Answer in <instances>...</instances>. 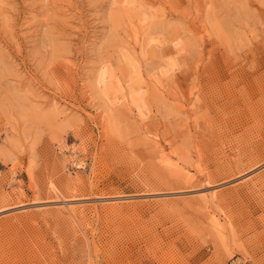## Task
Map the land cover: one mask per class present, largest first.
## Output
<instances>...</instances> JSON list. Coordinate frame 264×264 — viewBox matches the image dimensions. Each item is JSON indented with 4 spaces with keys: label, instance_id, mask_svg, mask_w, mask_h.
Segmentation results:
<instances>
[{
    "label": "rangeland",
    "instance_id": "1",
    "mask_svg": "<svg viewBox=\"0 0 264 264\" xmlns=\"http://www.w3.org/2000/svg\"><path fill=\"white\" fill-rule=\"evenodd\" d=\"M263 184L264 0H0V264H264Z\"/></svg>",
    "mask_w": 264,
    "mask_h": 264
},
{
    "label": "bare ground",
    "instance_id": "2",
    "mask_svg": "<svg viewBox=\"0 0 264 264\" xmlns=\"http://www.w3.org/2000/svg\"><path fill=\"white\" fill-rule=\"evenodd\" d=\"M116 1V0H115ZM168 62H169V64L171 63V60H168ZM112 81V80H111ZM114 84V83H113ZM114 88V87H113ZM106 93V96H107V99H108V101L109 102H111V100H115V90L114 89H110L109 91H107V92H105ZM103 95V94H102ZM109 105V104H108ZM262 154V153H261ZM254 164V162H252L251 161V163H249V166H251V165H253ZM243 166V165H242ZM242 166L240 165V164H238L237 166H236V169H232V170H226L225 169V173H227L225 176L226 177H229V176H231V175H234V174H237V173H241V171L243 170L242 169ZM248 166V167H249ZM230 167V166H229ZM233 167V166H232ZM235 170V171H234ZM250 170V169H249ZM223 171V170H222ZM245 172V171H244ZM247 172V171H246ZM224 173V174H225ZM190 174V173H189ZM262 177V176H261ZM211 178V177H210ZM74 180L75 181H78V180H80V178L79 177H75L74 178ZM67 181H68V179H67ZM254 183V182H253ZM75 186V185H74ZM263 186H264V184H263ZM50 189L51 190H55L56 192H58V193H60L61 195L63 194V196H67V195H65V193H69V191L70 190H63V189H61V188H59V187H56V186H54L53 184H51L50 186ZM254 187H255V185H254ZM74 188V187H73ZM238 189H240L239 187H238ZM263 189H264V187H263ZM72 190H74V189H72ZM71 194H73V192H71ZM70 194V195H71ZM70 195H68V196H70ZM72 196V195H71ZM218 195H217V193H214V194H212L211 196H210V200L211 201H218ZM220 198H222V197H220ZM220 200V199H219ZM219 202V201H218ZM220 203V202H219ZM218 203V204H219ZM64 210L65 209H61V208H59V210H57L58 212H63L64 213ZM69 212V213H71V214H73V213H76V211H75V209L74 208H70V207H66V210H65V212ZM60 214V213H59ZM211 221H212V223H213V226H214V228H216L217 230H218V227L220 228L218 231H220V233H221V223L219 222V220L218 219H213V218H211ZM229 221V220H228ZM230 229H232V228H230ZM234 230V229H233ZM72 261V260H71Z\"/></svg>",
    "mask_w": 264,
    "mask_h": 264
}]
</instances>
